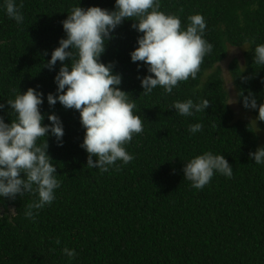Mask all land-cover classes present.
Instances as JSON below:
<instances>
[{
	"label": "trees",
	"instance_id": "trees-1",
	"mask_svg": "<svg viewBox=\"0 0 264 264\" xmlns=\"http://www.w3.org/2000/svg\"><path fill=\"white\" fill-rule=\"evenodd\" d=\"M16 3L23 4V25L9 19L0 0V103L28 88L42 91L44 123H49L47 115H58L65 136L62 147L48 139L61 181L51 206L29 219L25 211L37 196L0 198V264H264V166L249 156L264 142L251 122L237 119L220 67L231 48L244 49L243 64L234 59L229 65L235 98L240 91L251 92L258 106L264 104V68L253 59L256 45L264 44V0H161V11L180 17L182 27L187 17L202 14L205 39L214 45L198 78L181 82L172 94L158 87L142 95L137 77L148 73L146 67L138 71L140 62L130 57L140 34L132 29L133 21L117 28L102 61L115 62L144 132L126 146L135 159L106 173L87 168L79 112L59 103L51 107L46 99L56 93L54 77L61 65L49 71L45 64L66 38L62 22L80 0ZM114 5L115 0L80 3L108 10ZM190 98L208 99L211 106L194 117L179 116L172 105ZM238 104L258 118V109H245L242 99ZM7 111L0 115L11 123ZM257 122L264 132V121ZM195 123H202L203 131L193 135L188 128ZM207 151L224 155L233 177L216 174L196 190L183 168ZM64 247L77 251L75 260L63 255Z\"/></svg>",
	"mask_w": 264,
	"mask_h": 264
},
{
	"label": "clouds",
	"instance_id": "clouds-1",
	"mask_svg": "<svg viewBox=\"0 0 264 264\" xmlns=\"http://www.w3.org/2000/svg\"><path fill=\"white\" fill-rule=\"evenodd\" d=\"M80 3L71 7L62 22L66 38L59 40V46L45 64L49 71H56L57 62L61 65L54 77L56 93H49L46 99L51 107L59 103L65 109L79 112L85 129L81 148L88 154L87 168L106 173L135 159L126 146L144 132V120L135 114L136 103L122 90L123 77L114 71L115 62L102 61L117 28L133 21L132 29L140 34L130 57L133 63L140 62L138 71L146 67L148 75L137 77L144 96L158 87L172 94L181 82L196 80L214 45L205 39L207 22L202 14L187 17L188 23L182 27L180 17L161 11V0H115L114 10L99 6L83 8ZM3 6L9 19L17 25L24 24L22 3L4 0ZM253 59L255 65L264 68V44L256 45ZM232 88L233 82L228 92ZM240 99L245 109H258L257 119L264 121V104L258 106L253 93L245 96L240 91L237 98L230 97L229 105L239 103ZM44 102L42 91L28 88L24 93H15V98L7 99L6 104L0 103V112L10 109L7 115L11 117V123H6L5 116L0 115V198L14 201L26 194L37 196L25 211L29 219H35L39 210L51 206L61 187L57 166L49 155L48 139L55 138L62 147L65 128L54 113L47 115L49 123H44L45 115L41 112ZM210 106L208 99L194 102L190 98L176 101L172 108L187 118L206 112ZM188 131L193 135L202 132L203 124H190ZM249 156L255 164L264 166V147ZM183 172L185 180L196 190H203L216 174L233 177V167L226 157L212 151L191 158ZM56 243H60L59 239ZM62 252L69 261L78 255L68 247Z\"/></svg>",
	"mask_w": 264,
	"mask_h": 264
},
{
	"label": "rangeland",
	"instance_id": "rangeland-1",
	"mask_svg": "<svg viewBox=\"0 0 264 264\" xmlns=\"http://www.w3.org/2000/svg\"><path fill=\"white\" fill-rule=\"evenodd\" d=\"M243 56H244V49L231 48L229 50V56L226 59V61L220 64L227 91H228V87L231 86L232 84L231 75L229 73V65L234 59H239L240 62L243 64L244 61ZM228 94L230 97L235 99L236 92L234 89V85L233 88L229 90ZM230 97H229V102H230ZM231 107L236 113L237 119H244L252 123L258 134L261 136V141L264 142V132L258 126L257 118H255L252 112L242 110L238 103L231 104ZM253 122H255V124Z\"/></svg>",
	"mask_w": 264,
	"mask_h": 264
}]
</instances>
